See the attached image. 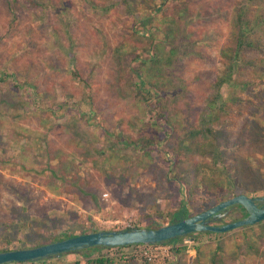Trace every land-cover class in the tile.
Returning <instances> with one entry per match:
<instances>
[{
    "label": "rangeland",
    "instance_id": "374dc122",
    "mask_svg": "<svg viewBox=\"0 0 264 264\" xmlns=\"http://www.w3.org/2000/svg\"><path fill=\"white\" fill-rule=\"evenodd\" d=\"M240 193L264 194V0H0V251ZM189 242L264 264V220Z\"/></svg>",
    "mask_w": 264,
    "mask_h": 264
},
{
    "label": "water",
    "instance_id": "95a60500",
    "mask_svg": "<svg viewBox=\"0 0 264 264\" xmlns=\"http://www.w3.org/2000/svg\"><path fill=\"white\" fill-rule=\"evenodd\" d=\"M263 196H248L244 193L234 195L217 204L177 221L162 225L157 228H124L116 230H98L77 234L68 238L51 241L33 247L16 248L0 251V264L12 262H38L61 254L80 251L86 248L102 246L117 247L133 244H155L177 237H185L196 232H224L242 226L252 225L264 220ZM235 205L243 207L247 213L241 219L222 223L219 222L229 214L230 208Z\"/></svg>",
    "mask_w": 264,
    "mask_h": 264
},
{
    "label": "trees",
    "instance_id": "16d2710c",
    "mask_svg": "<svg viewBox=\"0 0 264 264\" xmlns=\"http://www.w3.org/2000/svg\"><path fill=\"white\" fill-rule=\"evenodd\" d=\"M16 1L17 0H10V3L13 5V3H15ZM239 39L240 38H238V42L240 41ZM74 75H75L76 79H78L81 82L83 81L81 76L76 74V72H74ZM222 168L225 171V173H228V169L226 168L225 165H222ZM210 206L211 205H208L206 208H209ZM203 210H204V208L200 207V209L198 210V213L203 211ZM196 213L197 212H189L180 203V205L176 206L172 210L171 217L166 223L168 224V223H171L173 221H177L179 219H182V218H185V217H188V216H192V215H194ZM160 226H161V224H159V225H155L154 224V225H149L146 228H157V227H160ZM79 234H81V233H79ZM74 235H77V234L70 233V232H64V233L59 234V235L49 236L48 240H50V242H51V241H56V240L68 238V237H71V236H74ZM179 239H180V237H177V238H174V239H171V240H166V241L159 242V243L171 245L172 246V249H171L172 254L173 255H177V254H180L185 249V246L176 244L179 241ZM34 240L36 241L35 242V246L36 245H40V243L37 242L38 239H34ZM135 245H138V244H135ZM127 246H130V245H127ZM124 247H126V246H117V247L96 246V247L86 248V249H83V250H80V251H83V254H84L85 258H86L87 264H112V263H114V260L116 259L117 256L115 257V255H111L110 253L111 252H115L116 253L117 251H120V249H122ZM9 249L7 248L5 250H9ZM99 251H103V252L101 254H99V255H96L95 253L99 252ZM73 252H77V251H73ZM63 255L64 254H61L59 256H54V257H61ZM44 260H46V259H44ZM44 260H41V261H38V262L42 263ZM125 260H129V259L125 258ZM12 264H22V262H12ZM75 264H80V262L77 261Z\"/></svg>",
    "mask_w": 264,
    "mask_h": 264
},
{
    "label": "crops",
    "instance_id": "0c3cea01",
    "mask_svg": "<svg viewBox=\"0 0 264 264\" xmlns=\"http://www.w3.org/2000/svg\"><path fill=\"white\" fill-rule=\"evenodd\" d=\"M187 240L193 241L194 239L188 237ZM190 244L191 242H189V244L185 247V249L180 254L173 255L172 262L173 261L174 262L173 263L170 262L169 264H178L180 262L181 264H246L245 256L248 253L246 251L242 252L243 255H240L243 258V262H241L239 256H238V259L236 257L234 259V256H236L234 248L227 247L228 246L227 245L226 246L227 248L224 252L220 251V255L222 256V259H220L219 257L217 260L213 257V251L211 252L210 250H208V248L212 246H208L207 248V246L202 245V244L201 245L197 243L194 245H190ZM249 255L250 254L248 253L247 256Z\"/></svg>",
    "mask_w": 264,
    "mask_h": 264
},
{
    "label": "built area",
    "instance_id": "2783aa9c",
    "mask_svg": "<svg viewBox=\"0 0 264 264\" xmlns=\"http://www.w3.org/2000/svg\"><path fill=\"white\" fill-rule=\"evenodd\" d=\"M128 225L130 226V224ZM125 248L129 250L122 253L123 257L132 258L137 262H155L160 258L163 260V262H169L173 257L171 251L172 246L169 244H133L122 249L124 250ZM159 256L161 257L159 258Z\"/></svg>",
    "mask_w": 264,
    "mask_h": 264
},
{
    "label": "flooded vegetation",
    "instance_id": "af4514ba",
    "mask_svg": "<svg viewBox=\"0 0 264 264\" xmlns=\"http://www.w3.org/2000/svg\"><path fill=\"white\" fill-rule=\"evenodd\" d=\"M263 195H264V194H263ZM263 195H261V196H263ZM260 206H263V207H264V202L260 203ZM229 208H230V212H229V214L232 213V212H235V211L242 212L243 215L240 217V219L247 215L245 209H244L243 207L239 206V205H235L233 208H231V207H227L226 209H222L220 212H224L225 210H227V209H229ZM226 216H227V215H226ZM226 216H225V217H226ZM211 223H212V224H222V223H220V222H211Z\"/></svg>",
    "mask_w": 264,
    "mask_h": 264
}]
</instances>
